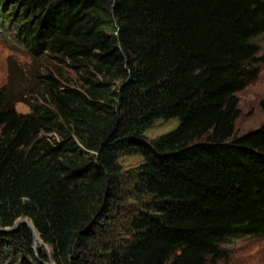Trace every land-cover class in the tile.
Returning <instances> with one entry per match:
<instances>
[{
  "label": "trees",
  "instance_id": "16d2710c",
  "mask_svg": "<svg viewBox=\"0 0 264 264\" xmlns=\"http://www.w3.org/2000/svg\"><path fill=\"white\" fill-rule=\"evenodd\" d=\"M0 14L44 59L26 87L10 71L0 86V226L29 217L56 264H215L230 236L264 237V97L262 122L235 128V92L264 64V0H0ZM31 238L0 230V248L44 264Z\"/></svg>",
  "mask_w": 264,
  "mask_h": 264
},
{
  "label": "rangeland",
  "instance_id": "374dc122",
  "mask_svg": "<svg viewBox=\"0 0 264 264\" xmlns=\"http://www.w3.org/2000/svg\"><path fill=\"white\" fill-rule=\"evenodd\" d=\"M6 27L7 23L2 24L0 22V86L6 81L10 71L19 75L20 78H17V83L20 80L21 85L26 87L27 84H30L33 70L41 67L44 59L28 54L16 40L15 30ZM257 41L261 50H264V33L257 37ZM235 94L238 97L239 108V114L235 119V128L238 133H241L258 126L263 120L260 99L264 97V64L256 79L249 82L244 88L237 90ZM35 95L33 94L30 98L33 99ZM15 108L19 111H28L29 105L23 101H16ZM176 123V118L156 119L144 133L146 137L152 138L171 129ZM142 158V155L138 153L121 154L119 156L122 191L130 188L129 171L134 169ZM128 201L133 200L126 198L125 202ZM20 225H26L32 231L30 247L34 254L39 256L44 264H56L52 248L42 239L29 217H18L7 230H15ZM3 227L5 226H0V229ZM0 247H3V245ZM221 247L224 250V256L218 259L215 264H264V237L230 236L221 242ZM0 250V264H20V260H17L19 252L14 250L13 247H10L7 251H3V248H0Z\"/></svg>",
  "mask_w": 264,
  "mask_h": 264
},
{
  "label": "water",
  "instance_id": "95a60500",
  "mask_svg": "<svg viewBox=\"0 0 264 264\" xmlns=\"http://www.w3.org/2000/svg\"><path fill=\"white\" fill-rule=\"evenodd\" d=\"M8 228H10L9 226H5L3 228H1L0 230H7Z\"/></svg>",
  "mask_w": 264,
  "mask_h": 264
}]
</instances>
